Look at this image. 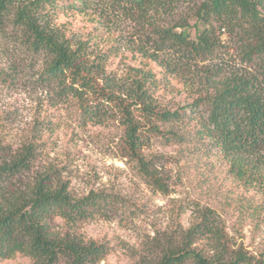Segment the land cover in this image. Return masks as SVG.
<instances>
[{"label": "trees", "instance_id": "1", "mask_svg": "<svg viewBox=\"0 0 264 264\" xmlns=\"http://www.w3.org/2000/svg\"><path fill=\"white\" fill-rule=\"evenodd\" d=\"M109 2L151 28L152 52L141 50L140 54L163 69L166 80L177 78V64L182 61L191 64L216 56L222 36L240 44L245 72L225 75L216 68L205 75L204 95L198 102L207 111L196 136L225 166L227 176L246 191L254 188L264 179V0H188L192 7L187 12L179 11L185 0ZM86 6L87 0H66L61 5L57 0H0V56L12 47L31 59L43 56L39 81L72 96L91 120L104 119L116 110L125 130V156L147 184L166 194V182L139 154L144 141L138 118L149 122L148 131L164 144H182L189 138L179 125L186 109L193 107L171 111L159 105L155 96L159 86L151 68L134 69L131 82L115 83L104 74V62H89L88 40H74L67 35L66 24H56L59 14H82ZM158 53L169 58L157 59ZM171 57L176 59L173 65ZM6 69L12 74L17 71L16 67ZM33 154L31 147L13 152L0 147V260L20 255L30 264L98 263L105 252L102 246L68 232L60 235L52 224L56 219L65 225L85 221L102 214L113 201L102 193L75 198L65 184L52 187L44 177L21 189L16 179L29 171ZM196 214L187 229L166 241L156 260L143 264H264V253L231 248L210 209Z\"/></svg>", "mask_w": 264, "mask_h": 264}, {"label": "rangeland", "instance_id": "2", "mask_svg": "<svg viewBox=\"0 0 264 264\" xmlns=\"http://www.w3.org/2000/svg\"><path fill=\"white\" fill-rule=\"evenodd\" d=\"M185 1L181 12L192 7ZM65 2L57 0L59 5ZM59 23L66 24L72 39L88 40L89 62H104V74L113 82L129 83L134 69L151 68L159 86L155 93L159 105L171 111L193 108L186 109L179 125L189 138L182 144H164L148 131L149 122L138 118L144 141L139 154L166 182L163 194L147 184L125 156V130L116 110L104 119L91 120L76 99L39 81L43 56L31 59L10 46V52L0 56L4 70L0 74V147L11 152L31 147L34 153L29 171L16 179V185L24 189L44 177L52 187L65 184L75 198L102 193L114 203L102 214L74 225L56 219L55 232L102 246L105 252L96 264H143L156 260L166 241L187 229L197 211L208 208L225 229L232 249L241 246L248 253H264V179L246 191L227 176L225 166L196 136L207 111L198 102L204 95L205 75L216 68L225 75L247 70L236 39L222 36L216 56L191 64L182 61L177 64V78L166 80L163 69L140 54L141 50L152 52L151 28L125 16L109 0H87L82 14L61 13ZM190 32L194 37L193 29ZM157 57L169 58L161 53ZM8 66L17 71L8 72ZM0 264H30V260L18 255Z\"/></svg>", "mask_w": 264, "mask_h": 264}]
</instances>
